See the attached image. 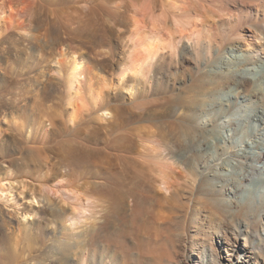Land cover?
I'll return each mask as SVG.
<instances>
[{
	"label": "rangeland",
	"instance_id": "1",
	"mask_svg": "<svg viewBox=\"0 0 264 264\" xmlns=\"http://www.w3.org/2000/svg\"><path fill=\"white\" fill-rule=\"evenodd\" d=\"M189 2L0 0V110L9 115L7 122L0 123V206L12 213H22L25 206H48L41 217L32 215L29 221L20 214V230L13 222V229L6 231L0 215V264H45L50 259L49 241L54 243L63 233L72 250L61 264L198 263L199 249L193 245L202 222L195 218L206 211L208 191L195 183L192 172L170 167L177 180L169 181L179 184V193L170 198L165 191H145L140 178L134 184L122 169L106 175L98 173L95 161H66L62 156L64 148L76 146L95 156L109 149L120 157H130L125 146L132 144L125 140L132 137L134 149L148 146L155 151L188 149L193 140L197 148L206 140L203 147L207 154L213 139L212 150L220 154L230 146L238 149V141L252 138L253 114L264 113V107L252 105L246 94L222 96L230 89L216 84L214 71L227 55L229 41L222 32L228 28L212 25L238 20L239 31L251 40L256 27L264 24V0H207L209 14L213 13L209 15L208 40H204L202 27L198 32L188 29L182 36L173 34L170 19H179L177 15L192 9ZM137 3L155 5L157 15L162 16L161 23L142 30L141 38L147 40L133 47L130 34L123 39L120 36L125 29L122 23L132 21L128 5ZM149 42L156 54L152 68L144 67L139 76L133 72L122 75L127 54L134 50V56L140 55ZM238 42L245 44L243 39ZM61 44L75 47L87 62L79 78L80 97L71 104L57 82L47 93L36 85L53 69L50 62ZM218 47L223 48L217 54ZM52 76L57 77L55 73ZM254 80L264 82V69ZM83 100L84 112L77 103ZM71 113L79 116L72 124L68 119ZM242 116L250 120L244 123ZM58 118L66 122L65 128L56 127ZM229 119L235 122L232 127ZM231 128L236 129L234 144L228 136ZM164 162L161 164L168 163ZM110 189L117 192L115 201L100 196ZM74 220L76 225L71 226ZM94 225L100 230L88 237L86 246H78L80 240L73 235L90 231ZM223 245L214 247L219 261L227 258L229 250Z\"/></svg>",
	"mask_w": 264,
	"mask_h": 264
},
{
	"label": "bare ground",
	"instance_id": "2",
	"mask_svg": "<svg viewBox=\"0 0 264 264\" xmlns=\"http://www.w3.org/2000/svg\"><path fill=\"white\" fill-rule=\"evenodd\" d=\"M185 1H191L189 4H193V10L183 9L184 11L177 15L179 19H170L171 27L174 28V32L171 31V33L173 32L175 35L178 34L182 36L184 32H188V29L198 32V29L202 27L204 40H208L210 34L209 17L213 16V13L209 14L207 0ZM154 6L150 3L128 5L132 15V21L131 23H122L125 29L120 38H126V35L130 34L128 39L133 43V47L137 42L143 44L150 34L147 33V38H141L142 30L151 25L156 26V23L161 20L160 16L162 15H157ZM211 10L213 11L214 9L212 8L210 11ZM221 10H223V8ZM223 12L224 11H221V13ZM230 12L231 11H227L228 14H230ZM125 14L124 12L121 15L123 16ZM221 16L222 15H220L219 18H222ZM214 17H212V19ZM215 18L214 20H216ZM212 26H217L216 29L222 27L228 28L227 31L222 32L224 40L229 41V45L226 49L227 55L221 59L217 66L218 70L214 71L217 79V81H215L216 84L227 85L230 89L228 92L222 93V96L228 98L229 96H235V93L246 94L247 99L252 105L255 107L257 105L264 107V82L254 80L256 75L264 69V24L256 25V31L252 35L253 39L251 40L250 38H245L239 31L238 20H235L234 23L226 20L213 22ZM231 36H234V38H231ZM239 39H243L245 44H239ZM150 43L152 42L142 47L143 52L140 55L134 56V50L127 54V61L121 65L122 75L133 72L136 76H139L144 74V67L152 68L154 60H156V54ZM66 45L67 47L65 48L62 44L57 45L54 51L55 55L51 60L52 62H50L52 63L53 69L49 72L47 70L46 72L48 73H44L43 78L41 80L39 79L40 81L37 79L39 82L36 83V85L40 92H46L48 89L49 91L50 89L53 90L51 87L57 82L58 86L62 87V92L66 93V97L68 98L67 101L71 104L73 99L80 97L78 83L82 75V70L85 69L87 62L83 55L74 49L75 47L72 48L71 44V46H68V44ZM222 48L223 47H218L215 52L217 54L220 53ZM132 67L136 69V72L133 71ZM53 73H55L58 78L54 77L55 75L52 76ZM101 95L102 92L99 91L98 98H100ZM77 103H80L78 106L81 105L79 110L81 108L84 112L86 102L83 100ZM61 113L58 114L59 117H61ZM8 118L9 115L7 112L0 110V123L7 122ZM252 118L253 121L256 122L253 127L254 130H252L251 133L252 138L248 142L238 141V143H241L240 148L237 149L236 147L235 150H231L232 147L230 146L227 151L224 150L220 154L212 150L214 147L213 139L209 141V154H207L208 150L203 147L207 144L206 140L197 148L193 147L194 140H189L188 149L155 151L148 146L144 148L143 146H136L134 149L132 145L134 144L133 139L135 137H132L133 139L130 138L129 140H125L128 144H132L129 145L130 147H127L128 145L125 146L128 149L127 153H129L128 155H130V157H126L125 155L120 157L109 149L104 151L103 155L95 156L82 149L80 150L76 146L64 148L62 150V156L66 161H69L71 158H77L78 160L86 158L89 162L95 161L98 163V173H104L106 175H112L115 168L122 169L128 174L129 180L132 179L133 182L136 181L134 184H136L138 178H140V185L145 191H165L170 194V198L173 196L175 197L179 193L177 187L179 184L169 181L171 178H175L173 174L175 172L172 173L170 167L174 165L178 168L183 167L189 170L194 175L195 183L197 184V182H200L202 187H205L204 189L208 191L205 202L206 211L199 213V215L197 214L198 216L195 218L196 222H202V228L198 230L197 242L193 245L195 248L199 249L197 264H264V113L261 114V112H257L255 115L253 114ZM68 119L72 124V122L75 123L79 120V116L75 115V113H71L68 114ZM248 120H250L249 116L242 118V122L244 123ZM52 122L51 124H55V122ZM228 123L231 127L235 125V122L231 119L228 120ZM240 123L239 121V124ZM60 125H63L65 128L66 122L62 119L57 120L56 127L59 128ZM229 131L230 133L232 132V135H228L229 140L234 144L236 129L231 128ZM221 156L225 157L222 158ZM208 157L209 162L207 161ZM36 159L40 161L39 157ZM161 161L168 163L164 162L165 164H161ZM103 183L99 184L101 188ZM100 196L103 199L115 201L117 199V192L115 189H110L107 192L102 191ZM164 196L167 197V199L169 198L166 195ZM168 200L166 201L168 202ZM47 207L46 204H44L43 208L39 209L32 206H25L22 213H12L6 209L5 205H2L0 206V215L3 216V222L7 226L6 231L13 229V222L17 224V230H20L23 224L19 219L20 214L23 215L22 217L24 220L29 221L32 215L41 217L45 213ZM69 207L74 214L75 210L73 206L69 205ZM75 225L76 223L74 220L71 226ZM24 227L23 225V228ZM100 228L101 227L94 225L90 231L73 235V237L80 240V242H77V245L86 246L88 237L97 233ZM64 229L68 230L66 227ZM71 230L74 231V229ZM56 241L57 243H55ZM56 241L54 243L53 241H49L48 243L50 259L47 260L45 264H61L66 261L67 254H70L72 250V247H69L71 242L67 234L63 233ZM238 241H240L239 244ZM217 244L218 246L224 244L229 248V250L226 251V259L223 258L221 261L217 259L214 251V247ZM40 264H44V262Z\"/></svg>",
	"mask_w": 264,
	"mask_h": 264
}]
</instances>
